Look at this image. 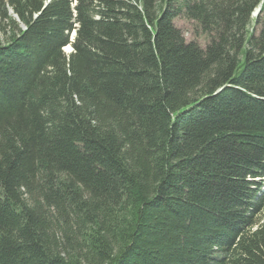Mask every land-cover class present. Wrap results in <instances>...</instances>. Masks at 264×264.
I'll return each mask as SVG.
<instances>
[{"label":"trees","instance_id":"1","mask_svg":"<svg viewBox=\"0 0 264 264\" xmlns=\"http://www.w3.org/2000/svg\"><path fill=\"white\" fill-rule=\"evenodd\" d=\"M0 264H264V0H0Z\"/></svg>","mask_w":264,"mask_h":264},{"label":"rangeland","instance_id":"2","mask_svg":"<svg viewBox=\"0 0 264 264\" xmlns=\"http://www.w3.org/2000/svg\"><path fill=\"white\" fill-rule=\"evenodd\" d=\"M251 17L255 18L256 16L251 15ZM174 24L177 28L181 30L186 41H194L198 43L200 46L202 47L204 46L206 42L205 37L198 32V30L196 29V27H194V24L191 21L180 16L174 19ZM249 31L256 35L258 32V25H255L252 22V24L249 27ZM70 50L71 48L69 46H66L64 48V51L66 53H69Z\"/></svg>","mask_w":264,"mask_h":264},{"label":"clouds","instance_id":"3","mask_svg":"<svg viewBox=\"0 0 264 264\" xmlns=\"http://www.w3.org/2000/svg\"><path fill=\"white\" fill-rule=\"evenodd\" d=\"M74 35H75V31H73L72 34H71V40L73 39ZM67 46H69V47L71 48V50H70V52H71V51H72V47H71V45H67ZM64 48H65V47H64ZM70 52H69V53H70Z\"/></svg>","mask_w":264,"mask_h":264},{"label":"water","instance_id":"4","mask_svg":"<svg viewBox=\"0 0 264 264\" xmlns=\"http://www.w3.org/2000/svg\"><path fill=\"white\" fill-rule=\"evenodd\" d=\"M17 18V17H16Z\"/></svg>","mask_w":264,"mask_h":264}]
</instances>
